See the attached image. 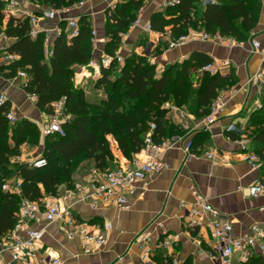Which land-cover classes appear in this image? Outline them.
<instances>
[{"label": "trees", "instance_id": "16d2710c", "mask_svg": "<svg viewBox=\"0 0 264 264\" xmlns=\"http://www.w3.org/2000/svg\"><path fill=\"white\" fill-rule=\"evenodd\" d=\"M29 1L62 10L85 0ZM146 1L123 0L115 11L107 9L106 53L114 56L120 51L122 35L130 32ZM196 2L182 0L179 6L167 8L166 15H172L170 19L163 13L154 14L150 22L153 31L164 33L168 26H173V39L188 35L189 27H198L193 13ZM261 8V0H220L208 4L202 18L203 30L198 31L246 43L252 39L258 26ZM34 14L40 15L41 12L35 11ZM5 18V5L0 1V41L3 35L7 36L11 44L6 52L19 56L18 61L2 69H9L7 76L11 79L17 77L20 70L27 73L29 80L25 91L38 98L37 107L48 116L53 114V103L66 100V121L63 125L65 136L45 137L41 157L47 160V166L32 168L26 163H13L11 159L19 155L21 146L30 144L32 139L34 145L39 144V127L27 119L10 127L7 114L11 111V102L0 107V239L14 229L20 205L18 196L3 191L9 176L21 179L24 196L34 201L57 196L59 187L72 185L77 169L74 168L80 159L89 160L99 173L111 170L113 159L107 136H112L122 155L131 160L143 148L152 124L156 125L153 133L156 143L184 135L183 129L167 118L170 109L166 105L187 107L190 114L203 119L211 114L219 94L238 84L233 72L225 76L207 72L196 74L194 70L199 72L213 61L205 53H192L181 64H173L160 77L157 75L158 65L151 63L150 56L131 53L125 57L122 66L114 63L109 69H101L96 88L104 91L105 98L99 103H91L83 89L76 86L75 80L80 68L95 59L94 28L87 16L79 18L80 34L70 40L65 21L59 23L62 33L55 38L53 55L49 59L45 55V33L33 39L28 18L11 17L7 24ZM261 101L262 108L251 113L247 125L253 131L251 142L255 153L264 161V95ZM252 263L264 264V257L253 258Z\"/></svg>", "mask_w": 264, "mask_h": 264}, {"label": "crops", "instance_id": "0c3cea01", "mask_svg": "<svg viewBox=\"0 0 264 264\" xmlns=\"http://www.w3.org/2000/svg\"><path fill=\"white\" fill-rule=\"evenodd\" d=\"M213 1L214 3L197 0L193 13L198 27H189L188 33L202 32L198 30H203L202 18L207 5L220 2V0ZM112 2L121 3L122 1L85 0L83 7L75 8L70 14L73 17L87 16L92 27L99 31L98 48L95 50L96 58L105 52V44L108 41L105 35L106 11ZM164 2L165 0L146 1L143 15L140 17V26L130 29L126 43L118 52L122 55L131 53L150 55L152 63L158 65V76L162 74L160 71L164 73L171 67L170 65L181 64L194 52L205 53L212 60L229 63L221 75L225 76L233 72L237 76L238 84L235 86L237 92L231 98L226 96L229 98L226 99V106L222 113L217 114L212 125L206 127L207 117L198 119L190 113L170 110L167 116L172 123L183 129L185 140L193 141V152L203 154L214 149L217 156L213 160L187 159L181 146L167 150L161 157V161L166 165L165 170L159 175L148 177L145 185H139L136 194L128 197L129 208L127 209L110 203H100L94 209L88 201L76 202L73 213L77 220L86 224L90 230L104 231L107 224L111 226L106 245L94 255L83 253L79 234L70 239L68 229L63 222L47 224L43 217L41 222H31L32 228L46 229V236L38 250V257H44L50 253L54 257L61 258L63 264H170L174 258L179 259L180 264H213L208 256L212 239L206 222L203 228L193 230L189 228V219L185 216V208H191L195 202L190 190L192 187L209 199L210 203L220 211L222 219L233 222L236 236L249 234L255 224L264 225V195L251 197L247 191L250 185L264 182V161L258 169L244 161L242 151L235 143L229 141V133L226 131L228 125L235 123L245 129L247 135L251 137L253 131L248 128L247 123L251 113L258 110L256 108L258 90L248 85L247 81L264 65V58L259 52L253 50L251 41L246 42L244 46L229 48L216 42L194 39L186 45L169 50V42L173 40L171 33L173 26H168L164 33L155 31L150 33L145 30V26L151 22L154 14L166 15L167 8ZM261 2L259 23L253 36L254 40L264 44V0ZM22 5L24 9L35 12L34 4L29 0H23ZM165 17L170 19L167 15ZM8 20L5 18L4 23L7 24ZM56 25V22L52 21L45 23V26L50 29ZM49 36L53 41L56 38L53 32ZM10 44V41H0V92L7 94L12 110L20 120L27 119L39 127L41 150L33 151L34 157L26 162L29 164L34 158L42 155L45 137L41 132V123H46L49 116L37 107V102L32 100L25 91V81L20 79L18 74L15 78H9L7 76L9 69H2L8 65L3 57ZM159 53L162 55H157ZM84 73H93L96 79L101 77L100 72L81 67L76 78L78 79L79 74ZM86 82L87 79L83 81V84ZM250 149H252L251 153H255L252 142ZM119 153L121 159L116 166L113 165V169L130 161L122 155L120 150ZM101 174L91 163L90 167H83L73 174L72 185L64 184L59 187L57 195L64 196L66 191L73 189L77 183H87L97 179ZM46 197L53 200L51 196ZM69 202L73 201L67 200L66 204ZM183 204L188 207L183 208ZM159 224H162L164 229L160 228ZM163 231L167 232L168 236H176L174 244L170 249L155 248L150 261L144 263L141 260L139 236L150 234L151 237L156 238L158 235L163 236L161 234ZM255 254L254 258L261 257L258 250ZM3 258L6 263L10 261L9 255H3Z\"/></svg>", "mask_w": 264, "mask_h": 264}, {"label": "built area", "instance_id": "2783aa9c", "mask_svg": "<svg viewBox=\"0 0 264 264\" xmlns=\"http://www.w3.org/2000/svg\"><path fill=\"white\" fill-rule=\"evenodd\" d=\"M5 5L6 18H28L30 23V36L36 39L39 34H46V49L45 55L49 59L53 55V39L49 34L51 32L58 37L62 33L59 23L65 21V31L68 39H73L80 34V17L62 18L61 15L71 14L75 8H81L85 5V1L79 4L56 10L53 8H46L34 4L35 11H40V15H36L29 10L23 8V0H0ZM123 1V0H121ZM206 2L214 3L213 0H204ZM182 0H165L164 6L166 8H175L181 4ZM120 2H112L108 9L110 12L115 11ZM144 10L140 11L139 19L132 27L140 26ZM56 22V26L52 29L45 26L46 22ZM131 27V28H132ZM147 32H152L151 23L145 26ZM128 34L122 35L123 45L126 43ZM93 43L95 50L98 45V31L93 29L92 32ZM194 39H199L205 42H219L218 44L233 48L236 46H244V42H238L235 39L227 40L220 35H210L207 32L192 31L186 36L179 39H173L169 42L168 49H176L183 45L190 43ZM1 41H10L5 35L2 36ZM252 47L255 52H259L264 58V44L260 41L252 39ZM122 45V46H123ZM4 62L11 64L19 60L17 54L5 52ZM125 58L119 52L116 55H110L106 52L101 53L97 58L90 61L83 69L92 68L95 72L101 73V69H109L114 63L124 64ZM229 65L219 60H213L211 63L204 66L200 72H207L211 75L222 74L224 68ZM160 73L163 74L162 71ZM160 75V74H159ZM18 77L25 81L24 88L28 83V75L24 70L18 72ZM248 85H252L258 90V106L261 108L260 102L264 95V65L252 74L248 81ZM236 90L224 92L219 96L212 106L211 114L205 120V126L208 127L215 122L216 116L222 113L226 106V99L235 95ZM229 97V98H226ZM32 100L37 102L38 98L33 95L30 96ZM9 98L5 92H0V107H2ZM66 100H61L53 103V114L49 116L46 123H41V132L44 137L54 135L65 136L64 131V109ZM169 108V105H166ZM7 119L10 127H16L19 123L17 114L12 110L7 114ZM156 130V125L152 124L149 135L145 139V144L141 151L134 155L133 159L127 161L119 167L102 173L97 179H93L87 183H77L73 189L66 191L64 196H51L52 199L44 197L40 201H34L23 194V181L19 178L14 179L13 187L6 184L4 190L18 196L20 198L19 210L16 213V224L13 230L8 232L2 239H0V264H63V260L59 257H54L50 253L44 257H38V250L46 236V229L44 227L36 229L30 226L31 222H41L45 220L47 224L55 222H63V225L68 229V236L72 239L76 234L81 238L82 251L88 255H94L100 252L108 241V232L111 226L107 224L104 231L90 230L89 227L79 222L73 213V208L76 202L84 201L90 202L91 207L96 209L100 203L114 204L119 208L127 209L128 197L136 194L140 184H146V179L155 175L161 174L166 165L161 161L162 155L169 149L181 146L187 159L200 160L206 158L213 160L217 156L214 149L208 150L206 153L198 154L193 152V141L191 139L185 140L183 136H175L171 139L162 140L159 143L153 141V133ZM226 131L229 133V141L235 143L242 151V158L248 162L252 167L259 168L262 160L256 153H248L250 149L251 140L245 132V129L239 127L235 123L227 126ZM235 135L234 139L232 138ZM185 140V141H184ZM29 167L43 168L47 166V160L41 156L34 158L29 162ZM195 202L191 208L187 209L188 205L183 204L182 207L186 209V215L189 219V228L195 230L196 228H203L204 222L210 230L212 242L210 244V252L208 256L213 264H253L252 259L258 250L260 256L264 257V225L255 224L251 228V232L244 236H236L234 224L231 220H224L221 218L220 211L215 208L209 199L200 193L194 187L191 189ZM249 196L258 197L264 195V182H257L247 187ZM73 201L66 204V201ZM77 200V201H76ZM159 227L164 229L162 224ZM156 238L151 237L150 234H143L139 236V246L141 249V260L146 263L150 261V256L155 248L165 247L170 249L175 242V237L168 236L167 232L161 233ZM3 255H9L10 261L6 263ZM170 264H180L179 259L174 258Z\"/></svg>", "mask_w": 264, "mask_h": 264}, {"label": "rangeland", "instance_id": "374dc122", "mask_svg": "<svg viewBox=\"0 0 264 264\" xmlns=\"http://www.w3.org/2000/svg\"><path fill=\"white\" fill-rule=\"evenodd\" d=\"M145 5H146V2H145ZM46 8H49V7H46ZM169 15V13H168ZM172 16V15H171ZM169 16V17H171ZM172 18V17H171ZM139 27V26H138ZM98 34H99V31H98ZM227 40H230L232 39V37H225ZM234 39V38H233ZM252 39H254V36L252 37ZM252 39H250L249 41L252 42ZM212 42V41H210ZM216 43H219V42H216ZM246 44V43H245ZM164 54V53H163ZM138 55H144L143 53L141 54H138ZM158 55V54H157ZM162 55V54H161ZM122 57H126L127 55H122ZM150 56V55H148ZM151 63L153 62L152 59H150ZM123 64H118V67L122 66ZM172 66V65H170ZM167 70H165L166 72ZM164 72V73H165ZM194 72H196V74L199 73V75L201 74L200 71L198 72V70H194ZM118 73H116L117 75ZM79 78L77 79L76 78V86L79 88V89H83V91L86 93V96L88 97V101L91 102V103H99L101 100H103L105 98V93L104 91L102 90H99L98 88H96V83L98 81V79H96L92 74H79ZM115 75V77H116ZM162 75V74H161ZM159 75V77L161 76ZM83 76V77H82ZM87 79V82L85 84H83V81ZM196 87V86H195ZM230 90H236L237 91V88L236 87H233L231 89H228V90H225L224 92H228ZM219 96H221V93L219 94ZM260 105H261V108H262V101L260 102ZM260 108V109H261ZM169 109L173 112H182V113H190V110L187 108V107H178V106H175L173 104H170L169 105ZM259 110V109H258ZM212 112V111H211ZM49 118V117H48ZM47 118V119H48ZM47 121V120H46ZM99 132H101L102 134V131L100 130ZM107 140L109 141L110 143V146H111V152H112V159H113V163H112V167H109V169L111 168V170H113L112 168L114 167L113 165H117V162L121 159L119 156H120V153H119V149H118V144L117 142L115 141V139L112 137V136H107L106 137ZM249 139H251V137H249ZM24 146V147H23ZM39 144L37 145H34L33 144V139L31 140V143H27V144H23L20 148V151H19V155L17 156H13L11 161L13 163H26L28 161V159H31L32 157H34V152L35 149H38V150H41V148H39ZM252 152V149H249L248 150V153ZM43 153V151L41 152V154ZM24 157V158H23ZM38 157V156H37ZM91 166V162L87 159H80L78 162H77V166L74 168L76 169L75 170V173L85 167V168H88ZM118 167V166H117ZM14 179H17L16 176H9L5 182L7 181L6 184L10 185V187H13V180ZM3 191H4V188H3Z\"/></svg>", "mask_w": 264, "mask_h": 264}, {"label": "water", "instance_id": "95a60500", "mask_svg": "<svg viewBox=\"0 0 264 264\" xmlns=\"http://www.w3.org/2000/svg\"><path fill=\"white\" fill-rule=\"evenodd\" d=\"M62 18H69V17H73V16H70V14H65V15H61Z\"/></svg>", "mask_w": 264, "mask_h": 264}]
</instances>
